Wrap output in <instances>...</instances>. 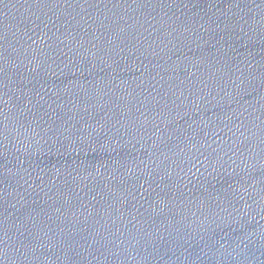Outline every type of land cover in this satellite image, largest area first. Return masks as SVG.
Segmentation results:
<instances>
[{
  "label": "water",
  "instance_id": "obj_1",
  "mask_svg": "<svg viewBox=\"0 0 264 264\" xmlns=\"http://www.w3.org/2000/svg\"><path fill=\"white\" fill-rule=\"evenodd\" d=\"M0 264H264V0H0Z\"/></svg>",
  "mask_w": 264,
  "mask_h": 264
}]
</instances>
